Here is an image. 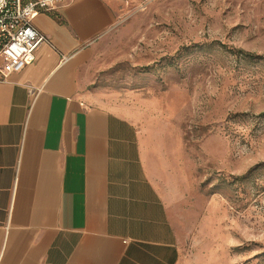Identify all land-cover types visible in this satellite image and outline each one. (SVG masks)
Wrapping results in <instances>:
<instances>
[{"label": "rangeland", "instance_id": "rangeland-1", "mask_svg": "<svg viewBox=\"0 0 264 264\" xmlns=\"http://www.w3.org/2000/svg\"><path fill=\"white\" fill-rule=\"evenodd\" d=\"M108 2L79 91L149 140L178 264H264V0Z\"/></svg>", "mask_w": 264, "mask_h": 264}, {"label": "crops", "instance_id": "crops-1", "mask_svg": "<svg viewBox=\"0 0 264 264\" xmlns=\"http://www.w3.org/2000/svg\"><path fill=\"white\" fill-rule=\"evenodd\" d=\"M108 0L33 17L47 41L0 81V264H178L160 162L135 119L79 91Z\"/></svg>", "mask_w": 264, "mask_h": 264}, {"label": "built area", "instance_id": "built-area-1", "mask_svg": "<svg viewBox=\"0 0 264 264\" xmlns=\"http://www.w3.org/2000/svg\"><path fill=\"white\" fill-rule=\"evenodd\" d=\"M64 0H0V81L33 62L47 41L32 23L39 13L55 10Z\"/></svg>", "mask_w": 264, "mask_h": 264}, {"label": "trees", "instance_id": "trees-1", "mask_svg": "<svg viewBox=\"0 0 264 264\" xmlns=\"http://www.w3.org/2000/svg\"><path fill=\"white\" fill-rule=\"evenodd\" d=\"M237 52L240 53V54L243 55V56H249V57H252L251 54H249V53H247V52H245V51H243V50H241V49H238Z\"/></svg>", "mask_w": 264, "mask_h": 264}]
</instances>
